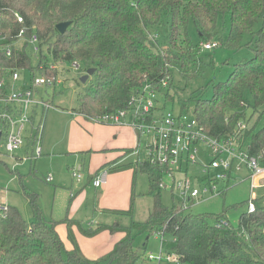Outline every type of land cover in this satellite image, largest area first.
<instances>
[{"label":"trees","instance_id":"obj_1","mask_svg":"<svg viewBox=\"0 0 264 264\" xmlns=\"http://www.w3.org/2000/svg\"><path fill=\"white\" fill-rule=\"evenodd\" d=\"M62 21L70 23L59 32L56 24ZM190 22L199 36L197 45L187 31ZM23 27L25 39L18 40ZM0 33L5 36L0 39V80L12 69L43 73L38 65L47 64L44 51L54 62L76 63L78 68L82 63L83 71L95 68L78 98L77 112L86 117L123 108L146 81L160 85L159 80L166 78L165 100L173 101L169 93L172 67L177 66L183 78H194L202 43L221 33L218 45L235 51L244 43L247 56L233 65L224 81L212 83L211 96L201 92L191 97L193 115L208 134L227 138L235 133L236 123L245 120L239 111L242 106L251 107L253 113L264 107V0H0ZM31 33L38 37L36 66L26 40ZM7 42L12 43L10 56L2 50ZM4 95L5 87L0 86V97ZM180 104L181 110L186 109L185 102ZM238 138L241 149L247 143L243 150L248 155H263L264 126ZM123 166L147 174L153 204L143 221H115L83 230L87 236L102 229L123 232L112 250L89 259L76 246L66 248L55 225L43 218L37 195L23 190L34 217L28 222L17 207L0 204V264H136L142 255L133 241L140 233L170 235L166 249L177 256L179 264H264L263 200H253L254 209L240 214L237 227L231 223L216 227L220 218H227L224 212L192 214L181 205L162 204L163 168L159 165L144 160L111 170ZM103 212L130 216L132 206Z\"/></svg>","mask_w":264,"mask_h":264},{"label":"rangeland","instance_id":"obj_2","mask_svg":"<svg viewBox=\"0 0 264 264\" xmlns=\"http://www.w3.org/2000/svg\"><path fill=\"white\" fill-rule=\"evenodd\" d=\"M193 44L199 43V36L194 25L190 22L187 28ZM223 34V32H222ZM221 33L213 38L220 43ZM247 40V38H246ZM238 50H230L220 44L210 50L202 49L199 52V66L194 78L185 79L181 76L177 66L172 67V87L169 90L172 100H166L165 110H179L180 102H185L189 114H193V95L202 92L204 96L213 93L212 83L224 81L233 69V65L247 56L244 46ZM31 63L36 66L38 57L29 46ZM43 58L47 64H53L57 69L60 83L53 87L40 85L33 94L35 100H52L53 107L43 109L39 104H33L27 109L33 123V130L28 152L22 159H14L0 145V202L1 197L6 199L5 204H10L19 209L22 217L30 222L34 214L30 209L23 190L37 195V204L43 218L55 225L56 232L64 246L72 249L76 246L79 251L88 257L100 258L112 250L122 232H111L108 229L99 230L92 236L84 234L83 230L94 229L98 223L111 224L118 221L128 224L130 221H143L147 218L153 204V196L149 194V181L147 174L135 172L131 166L114 168L126 165L119 162L123 148L129 150L139 141V159H146V143L148 137L138 135L134 128L128 124H114L95 122L89 117L77 112L78 98L85 88L89 86L92 76L82 82L84 65L79 63V68L70 62H54L52 56L44 51ZM37 69L23 70L21 78L17 81L20 86L31 85V78L41 76ZM165 89L163 93H166ZM163 102H161L162 104ZM186 109H183L184 112ZM243 111L245 120L237 137L244 135L249 129H259L264 126V107H259V112H252V108L244 105L239 109ZM84 117V118H83ZM131 119L126 117L127 122ZM42 123L37 140L35 139L37 126ZM236 126V125H235ZM117 127H123L125 135H117ZM41 135V136H40ZM242 138V137H241ZM32 139H34L32 141ZM1 144V139H0ZM247 143L242 145L244 149ZM39 148L41 155L36 153ZM16 154V153H14ZM124 155V154H123ZM137 156V155H136ZM131 159V158H130ZM136 160V158H132ZM208 155L199 154V163L187 165V176L191 178V187L201 189V183L207 176L201 164L208 163ZM117 162V163H116ZM82 167V169H81ZM81 173L82 180L77 182L75 173ZM106 171L107 180L101 187L94 189L89 180L97 172ZM247 169L231 172L228 181L219 182L218 188L223 190L214 196L205 195L202 201H189L185 211L192 214H221L224 212L232 226L237 227L239 216L247 210V201L250 198V180ZM214 171H211V174ZM52 175V180L46 182L44 177ZM175 180H183L185 173L176 171ZM160 199L163 205H180L181 198L177 189H171V179L164 175ZM71 192V196H70ZM256 199L264 202V188L255 190ZM133 198V204H131ZM132 206L130 216L116 215L103 211L128 210ZM102 212V213H101ZM132 233L135 234L133 231ZM68 234L72 235L73 241ZM171 236L162 237L144 233L135 235L134 248L142 255L136 264H156L143 261L147 253L157 254L160 243H163V255H167L166 245ZM161 264H176L174 261H164Z\"/></svg>","mask_w":264,"mask_h":264},{"label":"built area","instance_id":"obj_3","mask_svg":"<svg viewBox=\"0 0 264 264\" xmlns=\"http://www.w3.org/2000/svg\"><path fill=\"white\" fill-rule=\"evenodd\" d=\"M17 21L22 22L23 18L16 14ZM25 27L21 28L17 34V39H25ZM5 36L0 33V39ZM28 45L32 47L34 54L39 51L38 37L31 33L26 38ZM206 50L218 46V42L207 41L202 43ZM2 50L7 56L11 55L12 43L7 42ZM78 68V64H72ZM39 70H43L41 76L31 78V85L21 86L17 84L20 80L21 71L12 69L9 76L0 80V86L5 87V95L0 97V139L1 148H3L10 157L19 156L21 149V129L24 124L31 121L27 115V109L33 104H39L43 109L53 107L50 99L35 100L33 94L40 85L53 87L61 82L57 76L56 66L53 64H39ZM159 84L152 81H146L138 86L129 96L125 106L116 111H107L96 116L89 117L95 122L130 124L138 135L148 137L146 143V159L149 163L159 165L163 168L160 187L165 188L163 177L166 175L171 179V189H177L181 198V206L186 207L189 201H202L205 195L214 196L223 192L218 188L219 182H227L231 172L240 171L243 167L247 169L250 180V198L247 204V210L254 209V194L256 189L264 188V159L263 155L257 157L250 156L241 149L237 134L240 132L242 121H238L235 126V133L227 138H218L208 134L201 126L193 114L186 110H165V93L167 79L159 80ZM161 102H163L161 104ZM130 115L131 119L127 122L126 117ZM42 130V123L38 126ZM39 135V131H38ZM139 144L134 149L133 154L139 155ZM16 153V154H14ZM39 154V148H36ZM199 154L208 155V163L201 164L206 173L205 179L201 183V189L191 187V178L187 176V165L189 163L198 164ZM185 173L183 180H175V172ZM211 171L214 173L211 174ZM106 171L98 173L92 180L95 187L104 183ZM75 178L80 181L82 178L79 171L75 173ZM52 175L48 174L46 180L50 181ZM3 208V207H0ZM229 220L225 217L220 218L216 227L228 226ZM158 236V235H157ZM162 237L161 235H159ZM163 243L157 254L147 253L144 256L145 261L161 264L164 261H174L179 264L177 256L173 253L163 255Z\"/></svg>","mask_w":264,"mask_h":264},{"label":"crops","instance_id":"obj_4","mask_svg":"<svg viewBox=\"0 0 264 264\" xmlns=\"http://www.w3.org/2000/svg\"><path fill=\"white\" fill-rule=\"evenodd\" d=\"M50 102L52 103V100H50ZM53 104V103H52ZM51 108V107H50ZM49 109V108H48ZM45 110V109H44ZM84 118V117H83ZM37 128H39L38 126H37ZM32 130H33V123H32V119H31V121L29 122V123H26V124H24L23 125V127H22V129H21V149L19 150V156L17 155L16 157H10V158H12V159H14V161H15V163L16 162H18V161H16L17 159H22L23 157H24V155L28 152V149H29V145H30V140H31V134H32ZM125 130H127V131H130V130H128V129H124L123 127H117V130H116V132H117V135H118V137L119 136H123V135H125ZM38 131H39V129H38ZM42 131H43V125H42V130H41V134H42ZM136 132V131H135ZM137 133V132H136ZM41 136V135H40ZM139 144V141H138V138H137V141H136V144H135V146L133 147V148H131V149H129V150H126L125 148H123V152H125V153H123L121 156V159H120V161L119 162H123V163H134L135 161H144V160H140L139 159V155L138 156H136L135 154H133V151H134V149L137 147V145ZM38 155H41V153H39ZM131 158V159H130ZM132 158H136V160H132ZM117 163V162H116ZM134 168V167H133ZM81 169H82V167H81ZM135 170V169H134ZM135 172H137V171H135ZM98 174V172L95 174V175H92L91 176V179L89 180V182L91 183V185L93 186V188L94 189H97V188H99V187H101V186H99V187H95L93 184H92V180L94 179V177L96 176ZM247 175H248V173H247ZM246 178H248V176L246 177ZM44 179H45V181L47 182L48 180H46V177H44ZM52 180V179H51ZM50 180V181H51ZM81 180H82V178H81ZM80 180V181H81ZM106 180H107V175H106V177H105V181H104V183H102V185L103 184H105L106 183ZM50 181H48V182H50ZM77 181V180H76ZM77 182H79V181H77ZM260 189V188H259ZM257 190V189H256ZM70 196H71V192H70ZM5 201H6V199L4 198V197H1V202H0V204L1 205H10V204H5ZM102 213V212H101ZM98 224H102V223H98ZM123 233V232H122ZM123 235H124V233H123ZM120 240V239H119ZM118 240V241H119ZM85 256V255H84ZM85 257H87V258H89V259H97V258H94V257H88V256H85Z\"/></svg>","mask_w":264,"mask_h":264},{"label":"water","instance_id":"obj_5","mask_svg":"<svg viewBox=\"0 0 264 264\" xmlns=\"http://www.w3.org/2000/svg\"><path fill=\"white\" fill-rule=\"evenodd\" d=\"M69 23H70L69 21L59 22L56 24V29L59 32H64L67 26L69 25ZM94 71H95V68L93 67L87 68L84 75L80 77V81L85 82L89 78V76L93 75Z\"/></svg>","mask_w":264,"mask_h":264}]
</instances>
